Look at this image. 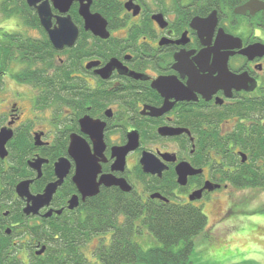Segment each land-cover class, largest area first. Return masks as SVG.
<instances>
[{"label":"flooded vegetation","instance_id":"flooded-vegetation-1","mask_svg":"<svg viewBox=\"0 0 264 264\" xmlns=\"http://www.w3.org/2000/svg\"><path fill=\"white\" fill-rule=\"evenodd\" d=\"M3 1L1 14L14 20L0 28V134L11 133L0 151V264L59 261L56 255L51 257L52 248L67 246L63 232L76 231L85 210L92 218L91 205L99 196L111 200L113 210L118 209L117 222L123 225L127 195L141 203L183 202L203 208L210 201L236 200L239 190H264L252 187L264 184V8L241 15L235 9L248 0L233 8L222 0H135L140 6L135 15L126 7L128 0H121L120 12L106 18L93 9V0L91 11L107 20L109 37L103 38L86 28L78 1L66 12L53 0L36 5L9 2V8L22 9L11 15L1 10ZM45 2L51 29L59 28L60 19L67 17L77 28L72 45L56 48L51 41L39 10ZM213 12L217 23L206 27L207 34L191 27L195 18L206 19ZM157 14L163 15L166 26L154 19ZM148 25L150 34H143ZM221 30L238 38L241 46L232 41L234 48L219 49ZM46 40L55 51L50 72L38 61L45 54ZM255 44H260L258 50L241 52ZM3 50L12 56L6 65ZM23 56L33 61H21ZM114 58L120 67L103 76L100 70ZM225 60L233 75L222 79ZM92 62L98 64L90 66ZM64 69L70 71L69 77ZM51 70H56V98L46 104L45 73L52 74ZM25 71L32 82L22 74L19 78ZM86 117L95 123L90 132L103 125L105 149L96 157L100 166L96 182L103 176L126 179L130 192L101 183L98 194L83 198L74 181L77 162L69 150L77 135L95 153L91 133L81 124ZM133 132L139 145L127 155L123 168H116L113 148L126 145ZM145 152L157 158L154 172L144 171ZM61 158L70 164L63 183L48 205L27 213L32 202L18 194L17 186L29 182L32 195L42 194L58 179L55 166ZM38 160L40 176L33 166ZM182 162L196 171L185 184L177 172ZM199 190L201 198L191 200ZM75 195L79 205L71 209L69 201ZM90 225L96 234L82 240L79 249L90 263L105 264L96 250L110 244L113 227L98 230ZM94 240L87 252L85 247Z\"/></svg>","mask_w":264,"mask_h":264},{"label":"trees","instance_id":"trees-1","mask_svg":"<svg viewBox=\"0 0 264 264\" xmlns=\"http://www.w3.org/2000/svg\"><path fill=\"white\" fill-rule=\"evenodd\" d=\"M228 2L230 7L241 4L247 0H222ZM9 2H25L24 0H4L1 4V10L11 15L22 11L20 6L9 8ZM121 0H94L93 9L102 13L106 18L113 16L115 12H120ZM147 29L143 34H150L151 30ZM1 59L4 65L8 63L12 56L4 50L1 51ZM55 51L51 43L45 41V54L42 58L34 59L43 62L47 72L55 67ZM21 61L30 62L33 58L20 57ZM45 73V91L49 92L45 99L46 104H52L56 98V70H51L52 74ZM64 73L69 77V70L64 69ZM29 82H32L28 72H20ZM254 177V176H253ZM255 178V177H254ZM262 179V178H261ZM252 187L264 188V184H253ZM117 205V204H115ZM111 200L101 199L100 196L94 198L91 205L90 213L92 218L84 211L78 218V227L76 231L63 232V241L67 246H55V251L51 255L59 258L54 264H92L87 261L86 257L80 251V242L89 239L91 234H96V230L91 232L89 225L98 230L113 227L110 244H101L96 250V256L105 264H190L191 255L194 249V239L206 227L208 216L202 207L191 203L183 202H162L148 201L141 203L131 195L125 198L124 215L125 223L118 224L117 211L112 208ZM141 224H139V222ZM145 227L160 243V245L143 248L136 241V236L141 234V228ZM84 231V232H83ZM69 244L71 250H69ZM77 244V245H76ZM50 257V258H51ZM55 257V256H54Z\"/></svg>","mask_w":264,"mask_h":264},{"label":"water","instance_id":"water-1","mask_svg":"<svg viewBox=\"0 0 264 264\" xmlns=\"http://www.w3.org/2000/svg\"><path fill=\"white\" fill-rule=\"evenodd\" d=\"M29 4L36 5L41 0H27ZM54 3L63 11L66 12L70 5L78 1L80 3L79 12L81 16L85 19V25L87 29H90L95 35H99L103 38L109 37V31L107 30V20L100 14V13H93L91 11V5L93 0H53ZM135 0H128L126 3V7L129 10H134V14L137 15L140 12V6L135 5ZM264 8V1L263 0H248L245 4L236 7L235 12L237 14L245 15L248 11L251 13H255ZM40 15L42 19V23L49 32L51 41L55 45L56 48H63L64 45H72L76 38H77V28L72 23L69 17L61 18L60 19V27L51 29V11L47 2L42 4L39 7ZM154 19L162 26H166V21L162 14H157L154 16ZM217 23V16L216 12H213L208 18L201 19L195 18L192 23L191 27L196 29L199 34L202 36L207 34L206 27L209 26L210 28L215 26ZM220 38H219V49H231L234 48L235 45H232V41H239L238 47L241 46V42L238 38H234L233 36L226 34L223 30L220 31ZM260 48V44L252 45L243 51L244 54H250L252 51L258 50ZM98 62H92L89 65H97ZM119 66L120 64L117 59H112L104 68L100 70V73L103 76H108V74L112 71L113 68ZM220 74L222 79L226 78V75H233L227 65V61L223 63ZM91 118L86 117L81 120V124L85 132H90V126H94L95 123L92 125ZM87 128V129H86ZM89 129V130H88ZM92 139L94 141L95 153L92 154L91 149L88 143L81 138L80 136L73 135L72 141L70 145V154L75 158L77 162V173L74 176V181L76 182L79 191L82 193L83 198L85 199L87 196H94L99 192V186L101 183L106 184L107 186L111 185H120L123 190L130 192L132 190L131 185L127 182L126 179H117L114 176H103L101 181L98 183L96 182V176L100 171V166L98 164V159L96 158L97 155H102L103 150L105 149L104 143V136H103V125L99 127L98 130L95 129L94 132H90ZM11 136V133L3 130L0 134V151L3 152L4 144L6 140ZM139 145V137L136 132H133L129 136V141L126 145L121 147L113 148V155L117 157L116 160V168H123L126 164L127 155L135 150ZM156 157L151 153H144L141 159V163L144 167V171L147 173L154 172V167L158 164L156 162ZM35 168H39V176L41 175L40 171V163L39 160L36 164H33ZM55 171L57 174L58 179L54 182L49 183L44 192L39 195H32L29 190V182H21L17 186V192L20 196L28 197V200L32 202L29 204L25 211L27 213L30 212H38V210L46 205H48L56 193L58 187L63 183L64 177L69 171L70 164L66 158H61L55 166ZM177 172L179 175V181L182 184L186 183V178L189 174L196 173L193 170L192 166L188 162H182L177 166ZM202 194V190L194 192L191 196V200L200 199ZM153 197H161L160 194H155ZM70 208L74 209L78 207L79 200L78 196H73L70 199Z\"/></svg>","mask_w":264,"mask_h":264},{"label":"rangeland","instance_id":"rangeland-1","mask_svg":"<svg viewBox=\"0 0 264 264\" xmlns=\"http://www.w3.org/2000/svg\"><path fill=\"white\" fill-rule=\"evenodd\" d=\"M12 20L0 12V28L8 27ZM235 195L236 200L210 201L203 207L208 223L194 239L190 264H264V190H239ZM141 230L136 241L143 248L160 245L145 227ZM96 242L85 250L89 252Z\"/></svg>","mask_w":264,"mask_h":264},{"label":"snow or ice","instance_id":"snow-or-ice-1","mask_svg":"<svg viewBox=\"0 0 264 264\" xmlns=\"http://www.w3.org/2000/svg\"><path fill=\"white\" fill-rule=\"evenodd\" d=\"M261 222L264 223V217H261ZM218 264H219V262H218Z\"/></svg>","mask_w":264,"mask_h":264}]
</instances>
